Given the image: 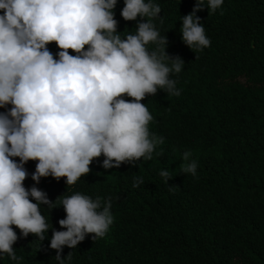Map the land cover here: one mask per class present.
Instances as JSON below:
<instances>
[{"label":"trees","instance_id":"16d2710c","mask_svg":"<svg viewBox=\"0 0 264 264\" xmlns=\"http://www.w3.org/2000/svg\"><path fill=\"white\" fill-rule=\"evenodd\" d=\"M151 3L162 9L151 22L167 37L166 53L184 62L180 73L169 74L179 96L158 89L141 101L153 117L150 137H163L164 143L156 145L151 160L141 157L135 166L105 170V157L94 159L74 185L51 176L36 184L31 174L38 161L30 160L23 186L37 187L52 202L74 193L99 198L102 205L113 198V223L105 236L94 241L86 236L75 249L65 246L61 258L73 253L67 264H264V0H223L209 12L204 0L197 16L210 46L201 50L187 47L181 36V17L192 12L196 0ZM124 6L117 0L113 9L121 39L135 34L142 22L139 16L125 21ZM47 47L58 58V46ZM156 47L146 45L149 52ZM185 151L197 163L195 177L181 170ZM164 170L173 177L168 184L160 176ZM137 176L144 183L133 187ZM169 186L176 187L170 191ZM54 207L42 205L41 214L49 228L63 231L60 199ZM12 227L18 237L13 249L21 259L0 253V264H58L50 248L52 229L41 241L32 234L22 238Z\"/></svg>","mask_w":264,"mask_h":264},{"label":"clouds","instance_id":"9594fccd","mask_svg":"<svg viewBox=\"0 0 264 264\" xmlns=\"http://www.w3.org/2000/svg\"><path fill=\"white\" fill-rule=\"evenodd\" d=\"M124 4L122 18L139 16L142 22L135 34L121 39L113 12L117 0H0V108L11 105L0 113V253L11 260L21 259L13 249L18 237L12 226L22 238L32 234L43 241L52 225L41 206L53 209L58 199L66 213L58 221L65 230L52 229L50 240L58 264L72 259V251L61 258L65 246L75 249L89 235L93 241L102 238L113 223L112 197L103 205L81 193L52 202L35 186L26 190L28 161H38L31 174L36 184L51 176L74 185L90 172L94 159L105 157V170L135 166L141 157L151 160L156 145L164 143L163 137H150L153 117L141 101L158 89L179 96L169 74L180 73L184 62L166 53L167 37L151 22L162 11L159 5L151 0ZM222 4L207 0V10ZM204 9V0H196L192 12L181 17L182 41L190 49L210 46L197 16ZM150 42L157 45L151 52L146 48ZM50 43L60 49L58 58L49 51ZM125 95L131 100L121 98ZM190 156L183 153L181 170L195 177L197 163ZM160 176L166 184L173 178L167 170ZM143 183L137 176L133 187Z\"/></svg>","mask_w":264,"mask_h":264}]
</instances>
